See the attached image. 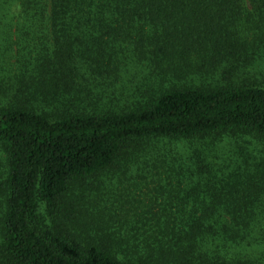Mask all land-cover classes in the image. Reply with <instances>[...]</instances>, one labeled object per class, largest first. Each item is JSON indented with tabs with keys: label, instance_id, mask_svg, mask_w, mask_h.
I'll use <instances>...</instances> for the list:
<instances>
[{
	"label": "trees",
	"instance_id": "1",
	"mask_svg": "<svg viewBox=\"0 0 264 264\" xmlns=\"http://www.w3.org/2000/svg\"><path fill=\"white\" fill-rule=\"evenodd\" d=\"M246 2L260 19L252 24L251 41L233 30ZM50 3L53 56L45 52L34 76L24 72L21 85L0 96V150L9 167L0 264H256L230 250L250 240L255 227L264 234V216L258 219L256 210L264 193L263 162L238 164L243 176L224 186L211 178L204 148L172 158L180 161L178 171H196L199 181L176 205L169 204L177 217L153 216L158 227L163 220L165 225L149 242L93 229L76 217L69 197L79 185L118 172L123 164L139 167V147L147 140L246 135L264 141V75L240 67L242 56L264 42V0ZM124 64L155 70L143 80L147 83L134 85L130 98L144 99L100 108L92 94ZM196 73L212 75V81L197 75L198 83L162 85L169 74L181 80ZM148 81L160 85L153 91ZM138 169L137 178L144 179ZM169 179L178 187L182 183ZM215 230L229 236L223 252ZM200 242L216 249L200 254Z\"/></svg>",
	"mask_w": 264,
	"mask_h": 264
},
{
	"label": "rangeland",
	"instance_id": "2",
	"mask_svg": "<svg viewBox=\"0 0 264 264\" xmlns=\"http://www.w3.org/2000/svg\"><path fill=\"white\" fill-rule=\"evenodd\" d=\"M34 2L35 0H0V96L11 93L12 86L15 88L20 86L19 76L24 72L28 75L26 78L30 79L34 76L36 74L34 69L39 64V60L45 56V52L49 57L53 56L55 47L49 23L50 0H39L38 8L34 7ZM37 9L41 10L38 12L40 20L36 17ZM243 11V15L235 22V25L234 23L231 25H234L233 30L242 41L243 39L251 41L254 33L252 24H258L260 19L249 2L245 3ZM240 61L242 72L246 70L252 76L264 75V42L258 43L255 49L249 50L248 56L243 55ZM151 66L150 64L122 65L120 73H117L114 79L105 81L100 90L92 94V102H97L100 108L117 109L116 107H126L135 101L143 100L142 96L130 97L134 91V85L147 83L143 80L155 72ZM210 71L216 73L211 66ZM197 75L205 76L212 81V75L206 76V74H188L181 80L177 79L175 74H169L161 83L165 87L177 82L194 84V82L198 83ZM148 84L155 91L160 82L148 81ZM23 89L28 94H34L32 87L30 90H26L25 87ZM120 94H124L125 97H121ZM28 98L30 100V97ZM31 99L37 104V101ZM212 139L215 141L185 142L166 139L144 141L139 147L142 154L139 167L135 163L123 164L118 172H106L86 184L79 185L71 193L69 204L74 205L76 217L81 219L82 216L93 229H100L107 234H116L123 239L139 237V242H149L153 236L159 235L157 232L159 227L165 225L163 220L162 225L158 227L153 216L173 212V216L177 217L175 208L169 204L176 205L178 196L184 198L189 195L196 189L197 181H199V175L192 174L196 171L190 173L178 171L177 166L180 161L172 158L191 156L195 150L204 148V152H208L209 164L207 165L210 167L211 178L214 177L215 181L217 180V185L221 183L224 186L227 183L237 182L239 177L243 176V171L238 168V164L245 161L252 164L264 163V141L262 140L246 135L216 136ZM152 164L156 166H151ZM138 168L142 170L140 174L144 179L137 178ZM8 172L7 158L0 150V239L4 231L2 228L5 206L3 188ZM169 178H181L182 183L178 187L176 180L171 183L168 182ZM203 181L205 182L206 179ZM256 210L260 212L257 218L262 219L264 193ZM40 213L44 214V211L40 209ZM254 229L249 237L250 240H245L240 243V246L230 251L242 254L240 260L248 257L256 264H264V234L259 227ZM212 233L218 250L225 251L227 248L224 241L229 243L226 231L215 230ZM215 244L205 246L203 242H200L198 253L213 252L216 249Z\"/></svg>",
	"mask_w": 264,
	"mask_h": 264
}]
</instances>
